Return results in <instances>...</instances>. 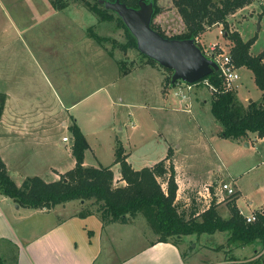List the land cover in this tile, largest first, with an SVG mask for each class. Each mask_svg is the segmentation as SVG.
Masks as SVG:
<instances>
[{"label":"rangeland","instance_id":"rangeland-1","mask_svg":"<svg viewBox=\"0 0 264 264\" xmlns=\"http://www.w3.org/2000/svg\"><path fill=\"white\" fill-rule=\"evenodd\" d=\"M44 1L0 0V92L15 97L10 109L17 106L24 120L36 121L39 117L42 122L38 131L27 133L29 136L24 139L14 138L12 144L0 140L8 173L18 186L35 176L53 182L63 176L57 177L55 172L74 168L68 127L77 124L90 145L85 166L110 165L117 146L122 144L126 157L132 154L133 165L138 168L143 160L150 163L159 159L167 148L165 137L173 155L178 154L185 167L182 179L190 175L202 178L201 182L178 191L183 210L204 211L211 201L200 194L212 198L219 195L224 200L218 210L227 218L230 201L226 193L219 192L220 185L227 183L235 189L237 208L245 217L264 211V140L247 141L246 137L230 141L219 136L223 127L211 111L212 95H201L193 108L190 100L181 103V98L174 95V86L172 90L167 83L173 72L161 66L156 67L160 73L156 72L147 66L148 59L138 50H124L128 42L125 30L116 22H99L84 5L88 0H49L51 5L55 2L58 6L52 5L60 12L55 16L44 10L47 8ZM158 4L161 11L153 20L154 25L169 37L185 32L173 1L158 0ZM229 27L231 31H239L245 41L256 38L251 54L261 55L264 0H256L231 15ZM92 34L109 41L101 46L91 38ZM197 42L205 53L217 46V52L230 54L233 46L225 35L224 25L210 27ZM239 74L236 91L239 102L248 105L245 101L248 96L255 101L262 99L252 71L245 67ZM184 86V93L190 95ZM189 107L191 111L187 112ZM65 137L69 138L68 143L63 141ZM117 138L120 141L116 143ZM74 204L77 214L87 206L78 201ZM225 234L213 237L203 234L198 244L218 246ZM107 235L114 238L113 244L107 239L106 244L109 241L112 246L106 248L98 264H119L149 241L159 239L143 216L136 223L113 224ZM195 238V235L184 237L185 253L198 245ZM248 251L240 249L239 257ZM1 255L7 264H14L9 253Z\"/></svg>","mask_w":264,"mask_h":264},{"label":"trees","instance_id":"trees-1","mask_svg":"<svg viewBox=\"0 0 264 264\" xmlns=\"http://www.w3.org/2000/svg\"><path fill=\"white\" fill-rule=\"evenodd\" d=\"M101 1L113 3L117 0H93V2L88 0L84 5L99 22H116L125 30L128 42L127 46L123 47L124 50L134 48L140 52L136 37L122 17L115 11L107 9ZM119 1L137 9L142 0ZM144 1L153 3L154 14L151 26L155 31L171 40L192 39L204 54L197 39L210 27L225 26V35L233 43L230 51L233 62L240 69L246 67L252 71L256 85L262 92V101H251L248 105L239 102L236 92L225 91L219 71L192 85L208 81L216 89L214 92L211 91V111L216 121L223 127L221 137L239 141L252 133L264 139V52L259 56H253L251 48L256 38L245 41L239 31H231L229 27V17L256 0H172L185 24V32L173 37L167 36L153 23L161 11L158 0ZM52 5L58 8L55 2H52ZM91 38L101 46L109 41L97 34H92ZM141 55L148 59L149 65L160 67L156 61L142 53ZM124 74L128 75V72ZM167 83L171 87L175 85L172 77L167 79ZM167 83L165 82V87ZM6 99L7 96L0 92V121ZM69 131L72 137V155L76 161L72 170L57 181L46 182L41 177L35 176L28 177L21 186H18L10 177L7 166L0 157V195L12 199L22 208L33 210H51L58 205L73 201L84 202L87 205L86 209L79 216L82 218L97 216L104 227L111 224H131L139 216H143L159 236L157 242L179 245L186 236L226 232L229 233V241L232 244L248 246L260 243L264 249V211L256 212V221L248 223L237 208L234 198L236 194L227 198V201H230L228 207L231 214L228 219H224L219 213L218 205L221 203L219 198H213L210 207L204 211L193 209L188 213L187 210H183L185 208L182 209L184 204L178 199L179 185L171 149L168 150L167 157L154 166L136 170L128 162L125 148L119 144L115 152V165L120 166L122 180L126 185L116 187L112 166H85V153L90 145L81 128L73 124L69 127ZM14 260V264H17V256ZM6 261L0 254V264H7Z\"/></svg>","mask_w":264,"mask_h":264},{"label":"crops","instance_id":"crops-1","mask_svg":"<svg viewBox=\"0 0 264 264\" xmlns=\"http://www.w3.org/2000/svg\"><path fill=\"white\" fill-rule=\"evenodd\" d=\"M21 1H25L27 3L32 2L33 0ZM44 2L47 7H44L45 11L48 10L49 12H52L53 16L60 15V12H57V9L52 7L49 0H45ZM147 66L151 67L154 71L159 72L156 67L149 64ZM244 68L241 69L244 70ZM160 80V83H162V78ZM171 89L173 90V87ZM194 90L189 93V103L192 105V108L194 107V104L197 103L196 100L201 97V95L204 97L212 95L211 90L206 85L196 86ZM6 96L7 99L5 109L0 121V140L4 143H10V141L14 142V138L24 139L25 136H29L27 133L30 134L31 132L34 133V131H38V128L42 123L40 122L39 117L36 121L24 120V114L19 110V108H17V106L10 109V107H12L11 101H13L11 99H14L15 97L13 95L10 96L7 93ZM164 100L165 99L163 98V101ZM245 101L251 102L255 100L253 98H249L248 96L245 98ZM180 102L182 103L188 101L181 100ZM204 102L207 103L208 99H204ZM171 109L175 111L174 107ZM35 112L38 113H36L37 116L40 115L38 111ZM43 115L44 114H42V116ZM64 125L66 124L64 123ZM219 136L221 135L219 134ZM163 138L167 143V148L164 152L160 153L161 155L158 157L159 159H155V161L150 163L143 160V165L136 168L132 162V154H129L127 160L132 167L136 170L144 167H151L158 163V161L166 158L168 150L170 149V141L165 137ZM247 139V141L255 140V142L264 140L259 138L257 134L252 133L247 136ZM242 140L246 139L243 138L239 141ZM117 141L120 140L117 138L116 143ZM6 146L7 145H5V148ZM247 146H249V143H247ZM70 152L72 154V149ZM1 153L2 151H0V157L4 162H6L3 159V153ZM173 156V161L177 171V183L179 185L180 192L182 191V187L188 188L190 185H194L196 181H202L201 177L193 175L182 179L184 178L182 175L185 167L180 163L178 154ZM115 160L116 155L114 162L110 165H99L97 167L112 166V170L115 174V185L117 184L116 187L125 186L126 183L122 180L120 166L115 165ZM115 172H117V174ZM55 173L57 177H60V175H65L67 172ZM218 179L220 181L223 180L221 178H217V180ZM57 180L58 178H55L54 181ZM118 181L120 182L118 183ZM188 181H190V183H188ZM182 182L185 183L182 184ZM208 184H210V182ZM76 202L77 201H73L63 205H58L51 210H33L22 208L12 199L0 195V254H4L5 252L9 253L13 263L15 261V256H17V264H98L103 253L106 251V248L108 246L110 248V246H112L111 244H113L114 238L111 239L107 235L108 229H110L113 224L104 227L101 220L94 215L85 218L80 217L79 213H74V209L76 208L74 203ZM78 203H80V205L85 204L84 202L81 203L79 201ZM71 205H73L72 208H70ZM230 216L231 214L229 211V216L224 219H228ZM248 217L251 216H246L245 218ZM138 218L134 220L135 223L138 221ZM217 234L221 235L223 233L217 232L213 235L208 234V236L213 237ZM204 235L201 236L204 237ZM201 236L195 235V239H198L197 244L200 242V239L202 238ZM229 237V233H226L225 236L221 238L220 245L209 246L201 244L199 246L198 244L194 246L195 250L193 247L186 253L185 246H183L184 243L175 245L174 243H162L157 242V240H151L144 248L124 259L119 264H264V249L260 243L248 246H237L229 241ZM107 239H109L111 244L109 241L106 244ZM186 241L187 239H183L182 242ZM240 249H249V251L244 256L239 257L240 252L238 251Z\"/></svg>","mask_w":264,"mask_h":264},{"label":"water","instance_id":"water-1","mask_svg":"<svg viewBox=\"0 0 264 264\" xmlns=\"http://www.w3.org/2000/svg\"><path fill=\"white\" fill-rule=\"evenodd\" d=\"M101 3L122 17L136 37L142 54L173 71V84L179 81L195 84L219 70L218 65L202 52L194 40H171L152 28L153 3L142 0L139 9L128 7L119 0Z\"/></svg>","mask_w":264,"mask_h":264},{"label":"built area","instance_id":"built-area-1","mask_svg":"<svg viewBox=\"0 0 264 264\" xmlns=\"http://www.w3.org/2000/svg\"><path fill=\"white\" fill-rule=\"evenodd\" d=\"M222 33V31H221ZM216 47L217 46H212L210 48V53H205V55L213 60L219 67V72H220V77L223 80V87L225 89L226 92H236L237 89L239 88V83H240V74H239V70L240 68H238L234 62L233 59L231 57L230 54H223L222 52H217L216 51ZM200 84L206 85L212 92L216 91V89L214 87H212L208 81H204L202 83H199L198 85H188L185 82L182 83V81L177 82L174 86V95L177 98H181L182 101H189V95L187 93H184L183 91V87H185L184 85H186L188 93H190L191 91H193L196 86H200ZM188 112L191 111V108L189 107L187 109ZM64 142H69V138L65 137L63 139ZM209 189V188H208ZM219 191L220 193H226L227 198L234 196L235 193V189L227 183L221 184L219 187ZM201 197L206 198L207 200L212 202V197L211 195H203L200 194ZM216 197L219 198V201L222 202V196H217ZM210 206H208L209 208ZM248 223H252L256 221V216L253 215L251 217L246 218Z\"/></svg>","mask_w":264,"mask_h":264},{"label":"flooded vegetation","instance_id":"flooded-vegetation-1","mask_svg":"<svg viewBox=\"0 0 264 264\" xmlns=\"http://www.w3.org/2000/svg\"><path fill=\"white\" fill-rule=\"evenodd\" d=\"M137 9H139V8H137Z\"/></svg>","mask_w":264,"mask_h":264}]
</instances>
